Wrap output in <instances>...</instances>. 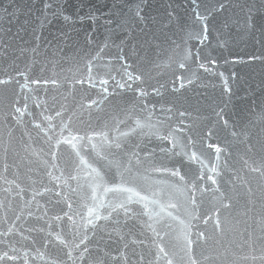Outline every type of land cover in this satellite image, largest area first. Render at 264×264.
<instances>
[{
	"label": "water",
	"instance_id": "95a60500",
	"mask_svg": "<svg viewBox=\"0 0 264 264\" xmlns=\"http://www.w3.org/2000/svg\"><path fill=\"white\" fill-rule=\"evenodd\" d=\"M45 2L0 15V264H264L260 0Z\"/></svg>",
	"mask_w": 264,
	"mask_h": 264
},
{
	"label": "snow or ice",
	"instance_id": "6c2138e0",
	"mask_svg": "<svg viewBox=\"0 0 264 264\" xmlns=\"http://www.w3.org/2000/svg\"><path fill=\"white\" fill-rule=\"evenodd\" d=\"M9 3H12V0H6L5 5L0 6V15L13 16V17L17 16L19 14V8L16 7L15 4H12V11L10 12L8 7H7V4H9ZM50 7H51V4L47 3V0H46V2L44 4V8L47 9V8H50ZM252 7H256V5H253ZM259 7L261 9H264V0H260ZM222 8H223V5H221V9ZM141 12H142V9H141ZM252 15H255V13H251L249 15V20L250 21H251ZM261 15H264V11H261ZM62 18L67 20V21H71V19H72L71 16H69L67 14H62ZM197 18H199V15L197 16ZM80 19L83 20L84 17H80ZM90 19H91V17H90ZM140 19L143 20V16L142 15L140 16ZM109 23H110V21H109ZM204 27H205L204 35H205V38H207V24H205ZM89 41H90V36H89ZM248 59L250 61H254V60H258V59L264 60V58L257 57V56H251ZM212 63L215 64L216 61L213 60ZM221 75H223V74H221ZM232 75H233V78H234L235 77V73H233ZM260 116H261V122L264 123V105H262V107H261ZM65 139H66V142H68L70 144H73V146H75V143L77 142L78 137L70 135L69 137H67ZM153 202H155V201H153ZM159 215H160L159 212H155V213H151L150 214V216H157V217ZM196 218H198V217H196ZM190 221H191V218H190L189 222L187 224H185V228H190L191 227V222ZM206 221H207V218H205V222ZM217 223H218V221H217ZM150 227H151V225H150ZM199 235L202 237L203 233L201 232Z\"/></svg>",
	"mask_w": 264,
	"mask_h": 264
}]
</instances>
